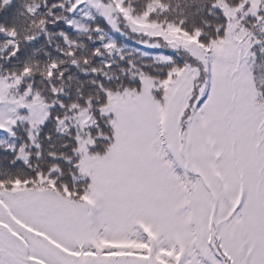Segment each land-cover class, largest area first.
I'll use <instances>...</instances> for the list:
<instances>
[{"label":"snow or ice","instance_id":"1","mask_svg":"<svg viewBox=\"0 0 264 264\" xmlns=\"http://www.w3.org/2000/svg\"><path fill=\"white\" fill-rule=\"evenodd\" d=\"M0 264H264V0H0Z\"/></svg>","mask_w":264,"mask_h":264}]
</instances>
